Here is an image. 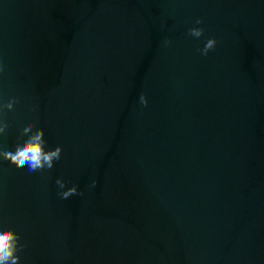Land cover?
I'll list each match as a JSON object with an SVG mask.
<instances>
[{
	"label": "water",
	"instance_id": "obj_1",
	"mask_svg": "<svg viewBox=\"0 0 264 264\" xmlns=\"http://www.w3.org/2000/svg\"><path fill=\"white\" fill-rule=\"evenodd\" d=\"M0 66V148H63L0 160L20 264H264V0H0Z\"/></svg>",
	"mask_w": 264,
	"mask_h": 264
},
{
	"label": "clouds",
	"instance_id": "obj_2",
	"mask_svg": "<svg viewBox=\"0 0 264 264\" xmlns=\"http://www.w3.org/2000/svg\"><path fill=\"white\" fill-rule=\"evenodd\" d=\"M202 18L195 20L196 25L203 24ZM191 37L200 38L204 35L202 27H192L187 33ZM170 43V41H166ZM215 38H208L203 48L197 49L202 56H207L216 47ZM3 74V67L0 66V75ZM19 103L18 97H12L7 103H0V137L4 136L10 127V122L6 119V113L14 109V105ZM139 103L148 105V99L144 94L139 96ZM44 130L38 128L35 122L28 123L20 133L18 143L13 144L10 150L0 148V160L9 161L18 168H27L30 173L44 172L54 168L55 163L62 157L63 148L58 145L54 149L46 150V140ZM26 137V138H25ZM58 195L62 199H68L73 195L83 196V192L78 191V186L66 187V182L62 178L56 179ZM96 181H92L94 187ZM25 244L21 243V236L14 230L0 227V264H20L21 256Z\"/></svg>",
	"mask_w": 264,
	"mask_h": 264
}]
</instances>
